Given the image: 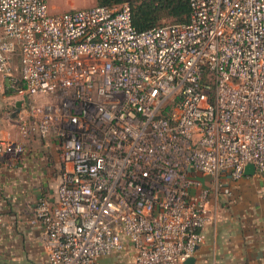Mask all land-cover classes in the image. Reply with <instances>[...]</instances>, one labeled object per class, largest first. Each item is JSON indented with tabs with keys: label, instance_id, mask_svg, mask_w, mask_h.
Masks as SVG:
<instances>
[{
	"label": "built area",
	"instance_id": "obj_1",
	"mask_svg": "<svg viewBox=\"0 0 264 264\" xmlns=\"http://www.w3.org/2000/svg\"><path fill=\"white\" fill-rule=\"evenodd\" d=\"M189 1V22L140 31L129 2L52 14L48 0H0V75L47 99L19 136L57 139L65 166L58 203L41 198L32 219L50 264L127 243L135 264H184L213 193L231 194L219 177L264 173V0ZM25 150L0 140V157Z\"/></svg>",
	"mask_w": 264,
	"mask_h": 264
},
{
	"label": "crops",
	"instance_id": "obj_2",
	"mask_svg": "<svg viewBox=\"0 0 264 264\" xmlns=\"http://www.w3.org/2000/svg\"><path fill=\"white\" fill-rule=\"evenodd\" d=\"M45 102L42 97L17 94L0 75V140L26 144L22 154L0 157V264H50L43 230L32 219L41 198L58 203L60 145L55 138L23 139L17 128L19 117L32 103ZM201 177L213 185L214 178ZM219 178L231 194L223 189L213 193L214 219L204 229L206 241L197 249L194 264H264V173L238 181ZM95 264H135V252L127 243Z\"/></svg>",
	"mask_w": 264,
	"mask_h": 264
},
{
	"label": "trees",
	"instance_id": "obj_3",
	"mask_svg": "<svg viewBox=\"0 0 264 264\" xmlns=\"http://www.w3.org/2000/svg\"><path fill=\"white\" fill-rule=\"evenodd\" d=\"M95 6H116L129 2L132 6L134 26L144 31L159 25L165 20L172 23H187L191 16L189 0H96Z\"/></svg>",
	"mask_w": 264,
	"mask_h": 264
},
{
	"label": "rangeland",
	"instance_id": "obj_4",
	"mask_svg": "<svg viewBox=\"0 0 264 264\" xmlns=\"http://www.w3.org/2000/svg\"><path fill=\"white\" fill-rule=\"evenodd\" d=\"M97 5L96 0H48L49 11L52 14L71 11L73 9L87 8ZM172 20H165L163 24H170ZM36 99L38 96H34ZM49 98V97H48ZM62 164V170L64 169Z\"/></svg>",
	"mask_w": 264,
	"mask_h": 264
},
{
	"label": "water",
	"instance_id": "obj_5",
	"mask_svg": "<svg viewBox=\"0 0 264 264\" xmlns=\"http://www.w3.org/2000/svg\"><path fill=\"white\" fill-rule=\"evenodd\" d=\"M245 175H254L256 174V167L254 164L250 163L245 167ZM196 261V257L192 256L188 258L184 264H194Z\"/></svg>",
	"mask_w": 264,
	"mask_h": 264
}]
</instances>
